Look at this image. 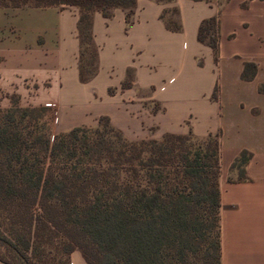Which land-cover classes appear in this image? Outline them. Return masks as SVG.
<instances>
[{"label": "crops", "instance_id": "0c3cea01", "mask_svg": "<svg viewBox=\"0 0 264 264\" xmlns=\"http://www.w3.org/2000/svg\"><path fill=\"white\" fill-rule=\"evenodd\" d=\"M136 2L130 25L126 9L94 12L98 70L88 82L79 72L78 7L0 5V106H11L7 94L23 103L42 92L33 105L52 107L55 133L103 116L133 141L219 132L222 264H264V0H229L220 13L219 0ZM173 7L180 32L161 19ZM218 14L216 56L198 30ZM246 63L256 66L251 80L242 78ZM243 150L252 158L238 181L231 167ZM70 264L88 263L76 250Z\"/></svg>", "mask_w": 264, "mask_h": 264}, {"label": "trees", "instance_id": "16d2710c", "mask_svg": "<svg viewBox=\"0 0 264 264\" xmlns=\"http://www.w3.org/2000/svg\"><path fill=\"white\" fill-rule=\"evenodd\" d=\"M228 1L219 0V13ZM60 4L80 10L79 72L87 82L98 70L94 12L126 9L130 25L137 2L0 0ZM161 19L170 31L183 28L177 7ZM198 40L217 56L219 14L201 22ZM255 72L246 63L242 78ZM52 111L20 106L16 97L0 107V264H70L76 250L88 264H222L219 132L133 141L102 117L97 126L54 134ZM251 158L243 150L233 162L239 179Z\"/></svg>", "mask_w": 264, "mask_h": 264}, {"label": "rangeland", "instance_id": "374dc122", "mask_svg": "<svg viewBox=\"0 0 264 264\" xmlns=\"http://www.w3.org/2000/svg\"><path fill=\"white\" fill-rule=\"evenodd\" d=\"M171 9V8H170ZM170 9H168V10H170ZM88 82V81H87ZM45 94L44 93H42V92H40L39 93V95L38 96H36V94H33V93H28L27 95H25V97H24V99H23V103H21V97H20V95H18V94H16V93H12V94H7V95H5V97H7V99H8V101L11 103L14 99H15V97L16 98H18V100H19V105L20 106H23V107H40V106H45V105H38V106H34L33 104H38L39 102H40V100H42V99H44L45 98ZM216 97V94H213V98H215ZM1 107V106H0ZM45 107H48V108H51L52 109V107H49V106H45ZM150 108L151 109H153V112L154 113H157L158 112V108H157V105L156 104H154V103H151L150 104ZM53 110V109H52ZM103 117H106V116H103ZM47 118H48V120H49V123H50V128H51V131H52V133H54V134H56L55 133V129H54V124H55V115H54V112L52 111V112H49V113H47ZM102 118V117H101ZM108 118V117H107ZM98 125V124H97ZM96 125V126H97ZM187 125H188V123H187ZM177 134H183V133H177ZM213 134H215V133H213ZM239 173V172H238ZM238 176H240L239 174H237ZM231 180H233V179H231ZM238 181L239 180H242V181H244V180H247V178L245 177V178H242V179H237Z\"/></svg>", "mask_w": 264, "mask_h": 264}]
</instances>
